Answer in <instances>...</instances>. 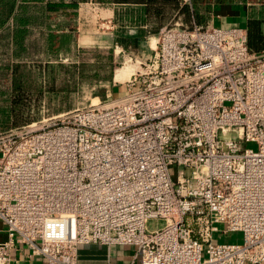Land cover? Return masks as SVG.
I'll return each mask as SVG.
<instances>
[{"label": "built area", "instance_id": "2783aa9c", "mask_svg": "<svg viewBox=\"0 0 264 264\" xmlns=\"http://www.w3.org/2000/svg\"><path fill=\"white\" fill-rule=\"evenodd\" d=\"M153 49L118 93L0 131V264H83L90 243L133 247L124 264L264 263V50L179 21Z\"/></svg>", "mask_w": 264, "mask_h": 264}, {"label": "rangeland", "instance_id": "374dc122", "mask_svg": "<svg viewBox=\"0 0 264 264\" xmlns=\"http://www.w3.org/2000/svg\"><path fill=\"white\" fill-rule=\"evenodd\" d=\"M85 3L88 12L74 21L80 33L79 44L63 34L57 18H49L46 27L37 22L25 28V32L21 30L16 42L9 37L12 25L1 33L4 37L0 39V130L13 126V120L29 122L47 113L96 102L98 98L102 101L100 97L111 91L112 83L121 86L119 82L140 67L137 59L144 61L153 53L158 33L151 32V26L143 27L146 32L139 46L123 47L114 43V39L123 32H134L137 20L120 13L123 17L117 23L105 9L108 2ZM175 21L182 22L171 14L164 23L170 25ZM118 70L125 76L115 81ZM10 73L20 79L23 91L13 88ZM247 145L255 148L253 143ZM162 224V219H150L147 228L152 230ZM214 238L226 239L221 233L214 234Z\"/></svg>", "mask_w": 264, "mask_h": 264}, {"label": "crops", "instance_id": "0c3cea01", "mask_svg": "<svg viewBox=\"0 0 264 264\" xmlns=\"http://www.w3.org/2000/svg\"><path fill=\"white\" fill-rule=\"evenodd\" d=\"M48 0H44L43 3L40 4H28L25 6L22 16L25 18V26L22 30L25 32V28H28L33 23L39 24L41 27H46L48 24L49 15L46 11L45 3ZM50 1H59V0H50ZM65 2L71 0H64ZM92 1V0H88ZM86 1H78V5L74 11V14L69 17L65 14H60L50 18H57L62 24L60 25L63 29V34L66 36H71L73 43L79 44L80 33L76 30L75 20L80 16H84L85 12H88V5L85 3ZM85 3V4H82ZM109 5L105 6L106 11L109 13L108 15L113 16L115 22L119 23V18L123 17V15H127L128 18H133L137 20V26L146 27V26H165L164 21L171 14L177 17V20L182 21L185 25L191 26L194 24L198 25H207L212 24L215 26H240L245 28L247 21L249 19H260L263 22L261 23V30L264 32V0H228L223 3H212L210 8H206L204 5L194 3L190 0V3L179 1L177 7H174V4H170L169 1H158L152 3L153 7L162 8L161 13H149L147 9V4L145 2H134V0L115 2H108ZM187 4L189 10V18L187 20L184 19V14L180 10L181 5ZM176 6V5H175ZM194 6V7H193ZM39 7V8H38ZM153 11V8H150ZM194 11L200 17L197 19V15H194ZM122 13V14H120ZM17 14V13H16ZM38 14V18L37 15ZM17 16V15H16ZM20 16V15H19ZM18 16V18H19ZM18 18H15V22L12 25V18H10L5 27L8 28L12 25V28L17 27ZM152 22V23H151ZM4 28V30L6 29ZM15 29H11V34L9 37L17 41L15 35H13V31ZM3 32L0 31V35ZM144 32L145 29H144ZM153 32V31H151ZM118 33V32H116ZM154 33V32H153ZM4 36H0V39ZM144 38V37H143ZM141 37V39L143 40ZM141 39L136 40L141 44ZM143 55V53H142ZM110 92L118 93L121 90L120 85H116L115 83L111 84ZM100 97V96H97ZM100 98H105L102 96ZM226 239H239V234L234 233L229 236H225ZM6 238V233L3 230H0V241ZM11 264H45L44 260L41 257L29 256L28 250L25 248H15L11 250ZM78 259L83 264H104L106 262H111L112 264H124L130 261H137L139 259L135 250L131 246H118V245H103V244H81L78 248ZM249 264V263H247ZM264 264V263H263Z\"/></svg>", "mask_w": 264, "mask_h": 264}, {"label": "trees", "instance_id": "16d2710c", "mask_svg": "<svg viewBox=\"0 0 264 264\" xmlns=\"http://www.w3.org/2000/svg\"><path fill=\"white\" fill-rule=\"evenodd\" d=\"M44 0H0V31H4L5 24L7 23V21L12 18V25L15 22V18H18V26L14 27V31H13V35H15L16 39L18 40V38L21 35V30L24 29L25 26V18L22 16L23 10L25 8L26 5L28 4H40L43 3ZM78 1H88V0H71L68 2H65L64 0H59V1H50L48 0L45 3V7H46V11L47 14L50 17H54L60 14H65L69 17H71L74 14V11L77 7V3ZM95 2H99V3H107V2H111V1H115V2H122V1H128V0H92ZM156 0H134V2H145L147 4V9L149 11V13H161L162 12V8L159 7H153L152 3L155 2ZM160 1V0H158ZM164 2L169 1L170 4H174V7H177L179 4L180 0H162ZM193 4L198 3L201 5H204L206 8H210V5L212 3H223L226 2L228 0H192ZM176 5V6H175ZM194 7V6H193ZM153 8V11L150 9ZM180 10L183 12L184 14V19L187 20L189 18V10H188V6L187 4H183L180 7ZM17 13V14H16ZM17 15V16H16ZM194 15L197 17V19H199L200 17L198 16V14L194 11ZM263 21L260 19H249L247 21L246 24V33H247V44L248 47L251 50L254 51H262L264 50V32L261 30V23ZM154 33H158L159 32V26H155L151 28ZM120 30V29H119ZM118 31V30H117ZM120 32V31H119ZM118 32V33H119ZM144 32V28L143 27H139L137 28L134 32L131 33H126L123 32L120 34V36H117L118 38H116V40L114 39V43L120 44L123 47H130L131 45L134 46H139V42H137L136 40L141 39V37H143ZM57 40V36H55L54 38V42ZM54 48V47H52ZM11 74V73H10ZM4 77H7V74L3 73ZM12 77V84L14 83L15 86H13V88H15V90L17 91H23L22 86L20 85L21 81L16 80L15 79V73L11 74ZM18 95H22L23 92H17ZM20 98V102H22L21 96ZM72 109V108H71ZM63 112V111H62ZM60 113V112H59ZM58 114V113H56ZM45 116H49V115H54V114H44ZM33 121V120H31ZM29 121V122H31ZM28 123V121L23 122V121H17V120H13V126L10 127H6L3 128L0 131H5L8 130L10 128L13 127H17L23 124Z\"/></svg>", "mask_w": 264, "mask_h": 264}, {"label": "bare ground", "instance_id": "6f19581e", "mask_svg": "<svg viewBox=\"0 0 264 264\" xmlns=\"http://www.w3.org/2000/svg\"><path fill=\"white\" fill-rule=\"evenodd\" d=\"M124 76H125V74H124V72L123 71H121V70H118L117 72H116V74H115V81H120L121 79H123L124 78Z\"/></svg>", "mask_w": 264, "mask_h": 264}]
</instances>
